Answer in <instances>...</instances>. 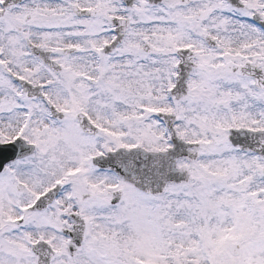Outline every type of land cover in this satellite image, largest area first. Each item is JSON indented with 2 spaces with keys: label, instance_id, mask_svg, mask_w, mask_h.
I'll list each match as a JSON object with an SVG mask.
<instances>
[{
  "label": "snow or ice",
  "instance_id": "6c2138e0",
  "mask_svg": "<svg viewBox=\"0 0 264 264\" xmlns=\"http://www.w3.org/2000/svg\"><path fill=\"white\" fill-rule=\"evenodd\" d=\"M0 264H264V0H0Z\"/></svg>",
  "mask_w": 264,
  "mask_h": 264
}]
</instances>
